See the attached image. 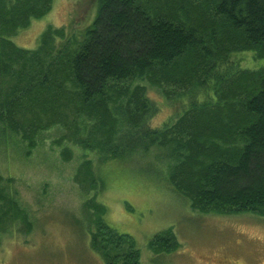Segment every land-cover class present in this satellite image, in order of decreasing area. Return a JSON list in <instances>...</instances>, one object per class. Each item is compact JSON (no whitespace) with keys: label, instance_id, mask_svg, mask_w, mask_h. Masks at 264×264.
Returning <instances> with one entry per match:
<instances>
[{"label":"trees","instance_id":"16d2710c","mask_svg":"<svg viewBox=\"0 0 264 264\" xmlns=\"http://www.w3.org/2000/svg\"><path fill=\"white\" fill-rule=\"evenodd\" d=\"M52 1L0 0V161L19 160L8 155L17 136L30 155L39 129L51 125L64 130L63 157H72L69 144L90 152L74 180L90 193L91 244L106 264H147L96 200L104 182L95 168L113 157L153 151L160 177L192 208L264 216V66L227 69L236 51L264 58V0H97L77 43L47 26L34 48L17 45L13 36ZM57 35L66 38L58 44ZM137 80L180 84L172 96L185 108L152 127L156 105L141 99ZM4 180L0 172V234L17 217L30 227ZM177 245L171 227L148 240L155 253Z\"/></svg>","mask_w":264,"mask_h":264},{"label":"rangeland","instance_id":"374dc122","mask_svg":"<svg viewBox=\"0 0 264 264\" xmlns=\"http://www.w3.org/2000/svg\"><path fill=\"white\" fill-rule=\"evenodd\" d=\"M96 8L97 0H53L49 12L19 30L13 41L34 48L40 33L52 26L63 29L70 44L77 43L85 24L94 18ZM65 38L57 35L55 41L60 44ZM261 66L264 58L254 57L251 51H236L229 56L227 69ZM136 82L143 86L141 99L156 105L148 120L152 127L173 121L187 104L186 99L172 96L183 89L178 83L158 87L145 80ZM130 83L122 84L126 87ZM63 132L58 125L39 129L36 146L28 156L25 144L19 136L14 137L16 146L8 155L19 160L0 161V172L9 179L4 184L16 195V203L30 224L29 227L17 217L12 226L11 223L1 232L0 264H106L91 244L92 209L83 206L90 193L85 194L82 185L74 180L79 161L91 157V153L84 154L83 149L69 144L72 157H63L60 152L65 143L61 138ZM152 152L150 156L113 157L95 168L104 182L103 190L96 196L106 208L103 220L114 231L133 238L140 261L264 264V216L250 211L201 213L192 208L185 197L169 189L167 181L160 177L159 165L155 163L160 160L154 161ZM167 227L172 228L178 245L172 251L153 252L148 240Z\"/></svg>","mask_w":264,"mask_h":264}]
</instances>
